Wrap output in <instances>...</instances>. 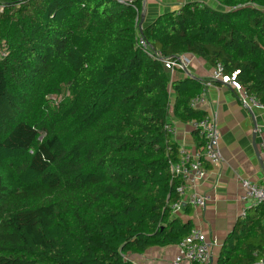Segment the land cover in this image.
<instances>
[{
    "label": "trees",
    "instance_id": "16d2710c",
    "mask_svg": "<svg viewBox=\"0 0 264 264\" xmlns=\"http://www.w3.org/2000/svg\"><path fill=\"white\" fill-rule=\"evenodd\" d=\"M193 1L139 28L144 0H0V264H136L179 244L171 131L201 80L163 58L236 71L264 101V0ZM55 96L56 99H52ZM186 206V212H189ZM264 263V203L237 219L217 264Z\"/></svg>",
    "mask_w": 264,
    "mask_h": 264
},
{
    "label": "crops",
    "instance_id": "0c3cea01",
    "mask_svg": "<svg viewBox=\"0 0 264 264\" xmlns=\"http://www.w3.org/2000/svg\"><path fill=\"white\" fill-rule=\"evenodd\" d=\"M193 1L217 7L213 0H144L142 27L152 23L159 15ZM186 55L190 59L188 70H169L170 78L177 80L191 76L203 82L204 94L195 101L194 106L207 114L216 115L221 133L222 161L219 165L205 162L206 176L186 185L183 206L176 216L183 221H191L193 226L201 228L215 242L212 256L205 264H217L226 237L247 206L240 199L243 192L240 179L247 178L264 185V110L248 108L230 82L214 80V65L199 56ZM173 127L179 149H186L190 154L203 152V139L191 122L174 120ZM194 193L209 194L210 199L203 207L193 205L188 197ZM186 206L189 212H186ZM177 253V244L153 246L143 254H130L129 258L136 264H171Z\"/></svg>",
    "mask_w": 264,
    "mask_h": 264
},
{
    "label": "built area",
    "instance_id": "2783aa9c",
    "mask_svg": "<svg viewBox=\"0 0 264 264\" xmlns=\"http://www.w3.org/2000/svg\"><path fill=\"white\" fill-rule=\"evenodd\" d=\"M137 41L138 45L149 57L159 59L167 70H188L190 59L186 54L179 55L172 59L163 58L160 52L154 51L150 47L143 35H139ZM238 72L239 71H236L231 76L224 75L222 73V66L218 64L215 66L213 78L214 80L221 79L224 82H230L239 92L242 103L248 108L252 109L255 107L264 110V101L248 93L242 84L237 81L236 75ZM191 124L203 139L204 150L202 153L190 154L186 149H180V160L172 164V172L175 175H178L182 180L181 184L177 187V192L181 199L172 205L174 215H176L183 206L182 197L186 193V185L195 182V180H201L206 176L207 168L205 162H208L211 165H219L222 161L220 146L221 133L216 115L206 114L199 120L191 121ZM171 131L175 133V128L171 127ZM240 183L243 188L240 199L247 204L241 213V216L245 217L249 209L264 203V185L247 178H241ZM209 199V194L194 193L188 197V201L191 204L200 207L205 206ZM214 245L215 242L208 237L201 228L193 226L190 233L179 244H177L178 253L171 264H181L183 262L205 264L212 256ZM260 264L264 263L260 262Z\"/></svg>",
    "mask_w": 264,
    "mask_h": 264
},
{
    "label": "water",
    "instance_id": "95a60500",
    "mask_svg": "<svg viewBox=\"0 0 264 264\" xmlns=\"http://www.w3.org/2000/svg\"><path fill=\"white\" fill-rule=\"evenodd\" d=\"M143 21H144V17L142 15L141 19H140V22H139V28L142 29V24H143Z\"/></svg>",
    "mask_w": 264,
    "mask_h": 264
},
{
    "label": "rangeland",
    "instance_id": "374dc122",
    "mask_svg": "<svg viewBox=\"0 0 264 264\" xmlns=\"http://www.w3.org/2000/svg\"><path fill=\"white\" fill-rule=\"evenodd\" d=\"M213 2H214V0H213ZM216 5H217L218 8H220V9L222 8V9L225 10V7H223V6L219 5V4H216ZM51 98H52V99H56L55 96H51Z\"/></svg>",
    "mask_w": 264,
    "mask_h": 264
}]
</instances>
